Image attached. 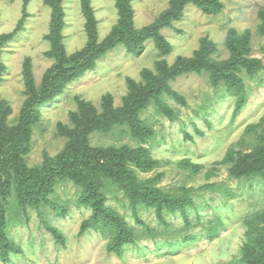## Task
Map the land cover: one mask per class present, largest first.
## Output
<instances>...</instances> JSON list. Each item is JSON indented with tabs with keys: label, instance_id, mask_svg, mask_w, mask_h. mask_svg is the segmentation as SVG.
<instances>
[{
	"label": "rangeland",
	"instance_id": "374dc122",
	"mask_svg": "<svg viewBox=\"0 0 264 264\" xmlns=\"http://www.w3.org/2000/svg\"><path fill=\"white\" fill-rule=\"evenodd\" d=\"M169 0H131L133 23L138 29L154 22L168 7ZM222 10L216 15L204 14L194 5H187L181 20L163 28L160 33L170 44V51L161 54L152 40L145 42L138 54L124 48L109 52L97 61L95 68L80 79L66 85L53 101L39 109L31 127V140L25 161L28 167H39L43 155L55 156L66 139L57 133L58 124L70 125V113L77 110L76 97L98 106L110 94L115 106L129 91L128 80L142 81L144 69L155 70V63L164 60L173 65L178 58H191L206 38L216 46L213 57L227 59L226 40L230 31L250 32L251 55L264 66V35H260L258 11L264 0H219ZM63 44L67 54L85 47L88 41L82 0H63ZM93 12L97 40L102 41L117 25L119 14L115 0H89ZM23 19L21 30L0 53L5 70L0 79V98L9 102V122L17 121L24 101L23 66L29 59L32 76L39 86L44 72L53 64L45 57L50 48L45 35L49 32L51 9L43 0H0V34L13 31ZM245 101L237 108L236 98L226 86L211 85L206 74L182 75L170 86L182 96L185 105L165 97L174 110L169 119L153 106L141 117L153 127L155 134L143 144L158 165L148 173L137 172L140 178L156 177V185L164 191L179 187L193 188L196 208L190 209L191 226H183L180 216H168L169 235L145 238L129 201L122 193L107 194L106 205L124 217L141 235L123 247L117 256L107 250L108 239L88 230L80 234V225L90 209L78 205L80 189L63 181L48 195L52 204L20 209L15 193L6 204V234L21 249L7 263L0 264H244L241 248L253 233L250 227L264 231V185L262 181L240 182L228 173L229 164L219 163L228 150L250 152L255 145L264 118V69L254 78L240 73ZM264 127V124L261 125ZM92 145L136 146L129 135H92ZM189 163V164H188ZM190 164L198 165L192 171ZM210 184L215 187L199 190ZM229 190L230 193H227ZM226 191V192H225ZM54 206V207H52ZM138 217L156 231L163 230L152 210L141 208ZM219 219L222 223L216 236L209 237L208 227ZM62 237L57 238L52 229ZM193 238L185 241V236Z\"/></svg>",
	"mask_w": 264,
	"mask_h": 264
},
{
	"label": "trees",
	"instance_id": "16d2710c",
	"mask_svg": "<svg viewBox=\"0 0 264 264\" xmlns=\"http://www.w3.org/2000/svg\"><path fill=\"white\" fill-rule=\"evenodd\" d=\"M43 2L51 9L49 32L45 35L50 48L44 55L53 59V64L36 86L29 59L24 62V101L14 123L8 120L11 113L9 102L0 98V260L7 263L12 255L22 252L6 234L8 198L14 192L18 207L24 210L37 208L43 203L51 205L48 195L53 193L57 183L63 181H70L80 189L77 203L90 209V215L81 223L79 233L88 230L101 233L108 239V252L117 256L123 254L125 245L135 242L141 230L137 232L122 215L106 205L108 193H122L129 201L145 238L169 235L171 223L168 216L178 215L184 220L183 226H191L190 209L197 207L193 195L198 189L179 187L172 192L164 191L156 185V177L138 176L137 172L148 173L158 165L149 148L143 145L148 143L155 131L141 117V113L153 106L157 113L174 120L175 112L164 98L170 97L185 105L184 98L172 90L170 83L191 73L206 74L214 87L223 84L235 96L237 108L242 106L245 86L240 73L244 71L254 78L264 69L261 60L251 55L250 32L230 31L226 40L229 56L224 60L218 61L213 57L217 51L215 44L203 38L193 57L178 58L171 66L164 60L157 61L154 71L143 70L141 82L128 80L129 91L118 106L114 105L110 94L104 95L98 106L76 97L78 108L70 113V125L58 124V135L66 139L64 147L53 157L44 153L41 165L33 168L28 167L24 157L29 150L31 127L37 121L39 109L56 99L66 85L92 71L98 60L119 48H124L129 54H138L145 42L152 40L161 54L168 53L171 46L160 31L181 20L187 5H194L207 15H216L223 8L219 0H169L167 9L154 22L138 29L133 23L131 0H115L119 14L117 25L108 36L98 41L89 0H82L88 41L84 48L67 54L62 42L63 0ZM258 18V32L264 35V9L258 11ZM23 19L13 31L0 34V53L21 30ZM4 70L5 66L0 61V79ZM259 124L262 129L250 152L230 149L219 162L229 164L230 177L250 185L259 180L264 185V127L261 126L264 118ZM115 134H127L137 145L90 143L92 135ZM190 166L192 171L200 168L194 164ZM212 187L215 186L206 184L199 190ZM141 208L152 210L163 230L156 231L141 220L138 217ZM221 225V221L216 219L208 227L209 237L216 236ZM52 230L61 239L62 236L54 228ZM250 230L253 233L241 248L242 262L264 264V231L255 226H251ZM191 239V235L185 236V241Z\"/></svg>",
	"mask_w": 264,
	"mask_h": 264
}]
</instances>
